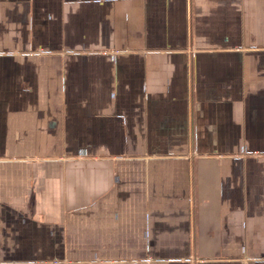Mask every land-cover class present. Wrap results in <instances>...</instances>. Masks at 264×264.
Here are the masks:
<instances>
[{
  "label": "crops",
  "instance_id": "1",
  "mask_svg": "<svg viewBox=\"0 0 264 264\" xmlns=\"http://www.w3.org/2000/svg\"><path fill=\"white\" fill-rule=\"evenodd\" d=\"M0 264H264V0H0Z\"/></svg>",
  "mask_w": 264,
  "mask_h": 264
}]
</instances>
